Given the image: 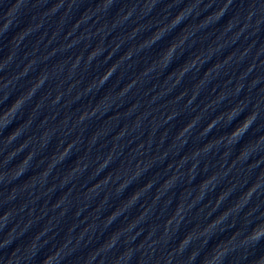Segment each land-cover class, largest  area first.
<instances>
[{
    "label": "clouds",
    "instance_id": "1",
    "mask_svg": "<svg viewBox=\"0 0 264 264\" xmlns=\"http://www.w3.org/2000/svg\"><path fill=\"white\" fill-rule=\"evenodd\" d=\"M243 127H247V124L245 123V125ZM237 131H240V129H237ZM235 134V133H233ZM260 235H261V232L258 231L255 227L253 228V232H252V237L256 240L257 243L260 242ZM186 239V238H185ZM183 242V241H182Z\"/></svg>",
    "mask_w": 264,
    "mask_h": 264
}]
</instances>
